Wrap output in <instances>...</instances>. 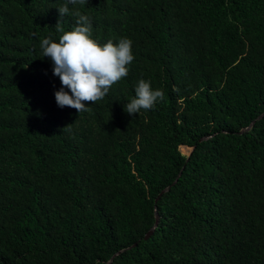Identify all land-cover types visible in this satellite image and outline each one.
Returning a JSON list of instances; mask_svg holds the SVG:
<instances>
[{
	"label": "trees",
	"instance_id": "obj_1",
	"mask_svg": "<svg viewBox=\"0 0 264 264\" xmlns=\"http://www.w3.org/2000/svg\"><path fill=\"white\" fill-rule=\"evenodd\" d=\"M65 2L0 0V264H264V115L239 132L264 111V0L69 4L64 31L79 11L133 42L80 114L40 47ZM140 79L165 97L130 115Z\"/></svg>",
	"mask_w": 264,
	"mask_h": 264
},
{
	"label": "clouds",
	"instance_id": "obj_2",
	"mask_svg": "<svg viewBox=\"0 0 264 264\" xmlns=\"http://www.w3.org/2000/svg\"><path fill=\"white\" fill-rule=\"evenodd\" d=\"M87 0H66L58 8L60 20L56 30L63 33L59 42H53L51 37L41 42L44 57L51 59L53 75L59 77L62 87L56 91L57 105L61 108H74L80 114L88 111L85 102L96 103L108 94L110 88L129 74V65L134 60L132 41L121 38L118 43L109 40L100 45L91 38L92 23L87 15L79 11L71 12L76 18V27L64 31L63 17L69 14V4H85ZM67 89V91H66ZM136 98L125 105V111L139 114L154 109L158 101H163L162 90H153L150 81L140 79L135 88ZM71 124L63 130H70Z\"/></svg>",
	"mask_w": 264,
	"mask_h": 264
},
{
	"label": "water",
	"instance_id": "obj_3",
	"mask_svg": "<svg viewBox=\"0 0 264 264\" xmlns=\"http://www.w3.org/2000/svg\"><path fill=\"white\" fill-rule=\"evenodd\" d=\"M263 115H264V111L261 112V113H259L255 118H253V119L249 122V124H247L246 126L242 127L241 129H239V132H242V131H244V130L249 129V128L254 124V122H255L257 119L261 118ZM210 135H211V134H210ZM208 136H209V135H204V136H202L200 139L207 138ZM193 148H194V145H192V146L190 147V150H189L188 153H186V154L189 155ZM180 174H181V171L178 172V174L176 175L175 179L172 181L171 184H173V183H175V182L177 181V179H178V177H179ZM171 184H169V185L165 186L163 189H161V191H160V192L158 193V195L156 196L155 200H157V199L159 198V196H160L164 191L168 190V189L170 188ZM154 215H155V222H154L153 225H152V226H151V227L145 232V234H144V236H143L145 239L148 238V237L152 234V232H153V230H154V228H155V226H156V224H157V222H158L159 213H158V210H157V207H156V206L154 207ZM135 244H136V242H134L133 244H131V245L128 246V247H131V246H133V245H135ZM121 251H122V249H119V250L115 251V252H114V253H113V254H112V255L106 260V264H111L112 259L114 258V256H116L117 254H119Z\"/></svg>",
	"mask_w": 264,
	"mask_h": 264
},
{
	"label": "rangeland",
	"instance_id": "obj_4",
	"mask_svg": "<svg viewBox=\"0 0 264 264\" xmlns=\"http://www.w3.org/2000/svg\"><path fill=\"white\" fill-rule=\"evenodd\" d=\"M180 149L183 153H188V151L190 150V146L181 145Z\"/></svg>",
	"mask_w": 264,
	"mask_h": 264
}]
</instances>
